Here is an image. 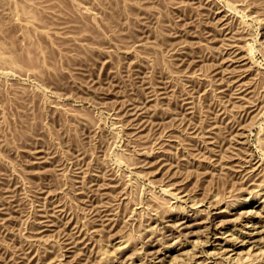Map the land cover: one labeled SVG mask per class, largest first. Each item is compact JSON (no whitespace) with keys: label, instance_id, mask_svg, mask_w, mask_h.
<instances>
[{"label":"rangeland","instance_id":"rangeland-1","mask_svg":"<svg viewBox=\"0 0 264 264\" xmlns=\"http://www.w3.org/2000/svg\"><path fill=\"white\" fill-rule=\"evenodd\" d=\"M263 228L264 0H0V264H264Z\"/></svg>","mask_w":264,"mask_h":264},{"label":"bare ground","instance_id":"bare-ground-1","mask_svg":"<svg viewBox=\"0 0 264 264\" xmlns=\"http://www.w3.org/2000/svg\"><path fill=\"white\" fill-rule=\"evenodd\" d=\"M210 207H211V206H210ZM216 207H217V206H216ZM213 208H215V207H213ZM208 209H209V208H208ZM220 209H221V208H220ZM201 210H202V209H201ZM209 210H210V209H209ZM221 210H222V209H221ZM224 210H225V209H224ZM228 211H229V210H228ZM196 212H197V211H196ZM209 212H210V211H209ZM221 212H222V211H221ZM204 213H205V212H204ZM211 213H212V212H211ZM216 213H217V212H215V214H216ZM218 213H220V212H218ZM223 213H224V212H223ZM229 213H231V212H229ZM186 214H187V213H186ZM199 214H200V213H199ZM215 214H214V215H215ZM175 215H176V214H175ZM189 215H191V214H189ZM197 215H198V214H197ZM193 216H194V215H193ZM201 216H202V215H201ZM201 216H200V217H201ZM210 216H211V214H210ZM216 216H217V215H216ZM221 216H222V215H221ZM246 216H247V215H246ZM177 217H178V219H179V216H177ZM170 218H171V217H170ZM183 218H184V216H183ZM189 218H190V217H189ZM189 218H187V219H189ZM192 218H193V217H192ZM198 218H199V217H198ZM200 219H201V218H200ZM210 219H211V218L209 217V220H210ZM174 220H175V219H174ZM192 220H193V219H192ZM207 220H208V218H207ZM211 220H212V219H211ZM163 221H164V220H163ZM167 221H168V220H167ZM197 221H198V220H197ZM200 221H201V220H200ZM200 221H199V222H200ZM221 221H222V220H221ZM221 221H220V222H221ZM223 221H224V220H223ZM223 221H222V223H224ZM181 222H182V221H181ZM181 222H180V226H181ZM209 222H210V221H209ZM163 223H164V222H163ZM171 223H172V222H171ZM175 223L178 224L179 221H178V222H175ZM182 223H184V222H182ZM196 223H197V222H196ZM196 223H193V224H196ZM206 223H207V222H206ZM210 223H211V222H210ZM210 223H209V224H210ZM166 224H167V222H166ZM169 224H170V222H169ZM184 224H185V223H184ZM191 224H192V222H191ZM211 224H212V223H211ZM220 224H221V223H220ZM204 225H206V224H204ZM218 225H219V224H218ZM218 225H217V226H218ZM167 226H169V225H167ZM167 226H165V228H166ZM170 226H171V225H170ZM174 226H176V225L173 223V226H172V227H174ZM183 226H184V225H183ZM191 226H192V225H191ZM191 226H190V227H191ZM194 226H195V225H194ZM206 226H207V225H206ZM206 226H204V228H208V227H206ZM208 226H209V225H208ZM210 226H212V225H210ZM210 226H209V227H210ZM217 226L215 225V227H217ZM219 226H220V225H219ZM181 227H182V226H181ZM185 227H187V229H188V226H185ZM220 227H221V226H220ZM223 227H224V225H223ZM169 228H171V227H169ZM166 229H167V228H166ZM175 229H177V228L175 227ZM182 229H183V228H182ZM184 229H185V228H184ZM164 230H165V229H164ZM168 230L170 231V229H168ZM179 230H180V227H179ZM179 230H178V232H179ZM217 230H218V229H217ZM263 230H264V228H263ZM263 230H262V232H263ZM171 231H172V230H171ZM212 231H213V230H212ZM220 231H221V229H220ZM259 231H261V230H259ZM183 232H184V230H183ZM188 232H190V231H188ZM193 232H194V231H193ZM195 232H196V234H197V231H195ZM164 233H165V232H164ZM169 233H170V235H171V232H169ZM186 233H187V232H186ZM179 234H181V233L179 232ZM184 234H185V233H184ZM187 234H188V233H187ZM189 234H190V233H189ZM216 234H217V233H216ZM216 234H215V235H216ZM176 236H177V235H176ZM181 236H182V235H180V239L182 238ZM231 236H232V235H231ZM234 236H235V235H234ZM263 236H264V235H263ZM235 237H236V236H235ZM238 237H239V236H238ZM164 238H165V237H164ZM184 238H185V236H184ZM229 238H230V237H229ZM232 238H234V237L232 236ZM262 238H263V237H262ZM166 239H167V238H166ZM174 239H175V238H174ZM176 239H178V238H176ZM227 239H228V238H227ZM236 239H238V238H236ZM239 239H240V238H239ZM242 239H243V237H242ZM181 240L183 241V238H182ZM243 240H244V239H243ZM154 241H155V240H154ZM167 241L169 242L168 239H167ZM174 241H175V240H174ZM174 241H173V242H174ZM189 241H190V239H189ZM227 241H228V240H227ZM233 241H234V240H233ZM233 241H232V242H233ZM151 242H152V241H151ZM173 242H172V243H173ZM178 242H179V241H178ZM190 242H191V241H190ZM228 242H229V241H228ZM186 243H187V242H186ZM186 243H184V244H186ZM236 243H237V242H236ZM236 243H235V244H236ZM260 243L263 244L264 241H262V242H260ZM152 244H153V243H152ZM154 244H155V242H154ZM174 244H175V242H174ZM262 244H261V247H262ZM171 246H172V245H171ZM171 246H170V247H171ZM176 246H177V245H176ZM186 246H187V245H186ZM195 246H196V245H195ZM195 246H194V247H195ZM222 246H223V245H222ZM166 247L168 248L169 246L167 245ZM166 247H165V249H166ZM184 247H185V246H184ZM159 248H160V247H159ZM159 248H158V249H159ZM171 248H173V247H171ZM181 248H182V247H181ZM220 248H222V247H220ZM168 249H169V248H168ZM178 249H179V248H178ZM194 249L196 250L197 247H195ZM194 249H193V247L190 249V250H192L191 253L194 252L193 254H195V251H193ZM226 249H227V248H226ZM223 250H225V248H224ZM227 250H228V249H227ZM262 250H264V249H262ZM153 251H154V250H153ZM176 251H177V249H176ZM187 251H188V250L184 251L185 254L187 253ZM196 251H197V250H196ZM202 251H203V250H202ZM202 251H201V252H202ZM206 251H207V249H206ZM155 252H156V251H155ZM160 252H161V251H160ZM166 252H167V251H166ZM182 252H183V251H182ZM184 252H183V253H184ZM188 252H190V251H188ZM203 252H204V251H203ZM226 252H227V251H226ZM226 252H225V253H226ZM261 252H262V251H261ZM263 252H264V251H263ZM263 252H262V253H263ZM150 253H151V252H150ZM183 253H181V254H183ZM191 253H189L190 255H189L188 253H187V254L191 257ZM199 253H200V252H199ZM205 253H206V254H205ZM207 253H208V252H204V254L208 257ZM168 254H169V253H168ZM197 254H198V253H197ZM197 254H196V255H197ZM204 254H203V255H204ZM208 254H209V253H208ZM158 255H159V254H158ZM158 255H157V256H158ZM169 255H170V254H169ZM188 255H187V256H188ZM263 255H264V253H263ZM187 256L184 255V256H181V257L184 259V257H187ZM189 256H188V257H189ZM193 256H195V255H193ZM193 256H192V257H193ZM197 256H198V255H197ZM221 256H222V255H221ZM160 257H161V256H160ZM163 257H164V256H163ZM174 257H175V256H174ZM181 257H177V260H178V261H177V260H175V261L179 262V258H180V260L182 259ZM204 257H205V256H204ZM204 257H203V258H204ZM211 257H212V256H211ZM153 258H154V257H153ZM169 258H170V257H169ZM171 258H173V256H171ZM224 258H225V257H224ZM174 259H176V258H174ZM183 259H182V260H183ZM194 259H196V257H194ZM226 259H227V258H226ZM150 260H151V258H150ZM167 260H168V259H167ZM172 260H173V259H172ZM185 260H186V258H185ZM185 260H184V262H185ZM187 260H189V259H187ZM190 260H192V259H190ZM190 260H189V262H190ZM196 260H197V259H196ZM199 260H200V259H198L197 261H199ZM206 260H207V259H206ZM154 261H155V260H154ZM156 261H157V260H156ZM163 261H164V260H163ZM163 261H162V262H163ZM165 261H166V260H165ZM175 261L173 260L172 262H175ZM193 261H194V260H193ZM203 261H204V260H203ZM158 262H159V261H158ZM170 262H171V259H170ZM181 262H182V261H180L179 264H182ZM186 262L188 263V261H186ZM209 262H210V261H209ZM228 262H229V260H228ZM151 263H152V262H151ZM151 263H150V264H151ZM166 263H167V262H166ZM200 263H201V261H200ZM203 263H205V261H204ZM207 263H208V262H207ZM207 263H206V264H207ZM153 264H155V263H153ZM160 264H162V263H160ZM167 264H170V263H167ZM173 264H174V263H173ZM176 264H177V263H176ZM184 264H186V263H184ZM194 264H195V263H194ZM198 264H199V263H198Z\"/></svg>","mask_w":264,"mask_h":264}]
</instances>
